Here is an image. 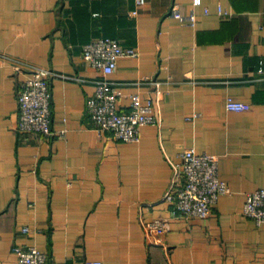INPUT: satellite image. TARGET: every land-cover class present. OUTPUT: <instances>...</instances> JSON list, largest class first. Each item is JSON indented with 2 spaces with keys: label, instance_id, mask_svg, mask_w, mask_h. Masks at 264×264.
<instances>
[{
  "label": "crops",
  "instance_id": "crops-1",
  "mask_svg": "<svg viewBox=\"0 0 264 264\" xmlns=\"http://www.w3.org/2000/svg\"><path fill=\"white\" fill-rule=\"evenodd\" d=\"M263 10L264 0H0V264H18L17 243L49 264H264V222L243 213L247 192L264 187ZM102 36L139 51L109 75L121 111L161 91L162 121L138 141L90 119L102 72L83 51ZM35 66L53 71L50 135L19 127L20 84ZM229 96L245 109H227ZM192 146L218 155L233 192L207 217H171V160ZM166 217L167 231L146 230Z\"/></svg>",
  "mask_w": 264,
  "mask_h": 264
},
{
  "label": "built area",
  "instance_id": "built-area-1",
  "mask_svg": "<svg viewBox=\"0 0 264 264\" xmlns=\"http://www.w3.org/2000/svg\"><path fill=\"white\" fill-rule=\"evenodd\" d=\"M145 1L136 0V4L139 7ZM199 3L201 0H194V4ZM138 11L136 7L132 13L136 14ZM209 12V9L205 10V13ZM218 13L226 15L228 11L220 7ZM172 14L187 19L191 24L197 21V13L194 11L184 15L178 8L173 7ZM83 55L95 69L102 72L94 79L95 92L88 99V113L99 132L110 131L117 139L138 141L143 125L161 123L159 107L161 91L158 88L156 99L149 98L143 103L140 96L135 94L130 110L121 111L118 107L121 91L109 75L117 69L120 57L139 55L137 48L124 45L116 37L102 36L87 42ZM18 64L20 67L21 64L25 65L22 61H18ZM29 71V75L20 84L18 93L19 127L25 132L50 135L54 133L51 126L50 87V76L53 71L43 66L32 67ZM226 107L229 110L240 111L245 109L246 104L229 96ZM63 133L64 131H61L60 134ZM179 157V160H171L172 180L164 197L172 205L171 217H207L221 195L233 192L230 183L219 175V157L215 153L199 152L193 146L181 151ZM243 213L258 224L264 222V187L247 192ZM169 219L166 217L148 221L145 228L148 232L167 231ZM23 230L29 231V227L24 226ZM13 251L17 255L18 264H49V254L34 245L17 243L13 246ZM94 264L103 262L95 261Z\"/></svg>",
  "mask_w": 264,
  "mask_h": 264
}]
</instances>
